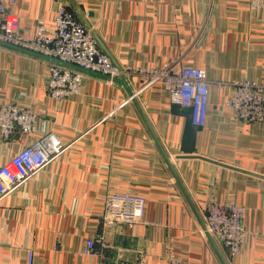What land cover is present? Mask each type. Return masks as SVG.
I'll list each match as a JSON object with an SVG mask.
<instances>
[{
  "label": "crops",
  "instance_id": "obj_1",
  "mask_svg": "<svg viewBox=\"0 0 264 264\" xmlns=\"http://www.w3.org/2000/svg\"><path fill=\"white\" fill-rule=\"evenodd\" d=\"M20 32L33 34L38 20L52 24L65 6L91 30L100 49L119 66L161 68L170 63L204 69L211 81L205 125L194 156L181 158L185 118L171 111L168 87L126 79L202 220L210 201L246 209L247 237L227 264H264V121L243 123L225 107L230 84L264 80V12L248 0H16ZM51 60L0 43V103L39 113L29 135L9 140L0 130V166L45 135L64 146L39 172L0 201V264H221L201 224L164 161L127 88L82 72L80 94L47 96ZM111 195L146 198L145 220L117 223L101 232ZM204 221V220H203Z\"/></svg>",
  "mask_w": 264,
  "mask_h": 264
},
{
  "label": "built area",
  "instance_id": "obj_2",
  "mask_svg": "<svg viewBox=\"0 0 264 264\" xmlns=\"http://www.w3.org/2000/svg\"><path fill=\"white\" fill-rule=\"evenodd\" d=\"M14 4L16 0H7ZM251 12H264V0H248ZM19 17L8 11L0 0V42L29 52L57 58L63 62L108 76L111 82L122 76L127 79L136 76L144 81V86L162 82L168 87L171 104H177L191 113L194 126L205 125L210 95L211 81L204 69L170 63L161 68H144L128 64L116 65L99 47L90 29L80 21L75 13L65 6L59 7L52 24L38 20L33 34L20 32ZM83 74L68 67L54 64L50 67L47 96L54 100H64L80 94ZM220 87L230 86L231 95L225 107L232 110L236 119L243 123L264 121V80H241L230 84L218 83ZM30 107L17 103H0V130L4 139L9 140L17 132L31 134L36 128L39 115ZM64 146L52 135H45L0 166V201L16 187L22 185L46 166ZM147 200L141 196L111 195L106 198L101 220V232L86 241L83 253L98 256L97 244H104L107 228L125 223H149L145 220ZM246 209L233 202L212 200L206 206L203 220L207 231L227 252L228 256L238 254L247 237L244 227ZM203 236L205 237V233ZM34 253L29 252L28 264H33ZM170 264H178L171 254Z\"/></svg>",
  "mask_w": 264,
  "mask_h": 264
},
{
  "label": "water",
  "instance_id": "obj_3",
  "mask_svg": "<svg viewBox=\"0 0 264 264\" xmlns=\"http://www.w3.org/2000/svg\"><path fill=\"white\" fill-rule=\"evenodd\" d=\"M96 39H97V37H96ZM0 43L4 44L6 46L12 47L14 49H17V50H21V51L27 52L29 54H33V55L41 57V58L51 60V61H53L54 63H56L58 65H62V66L68 67V68L76 69V70H79V71H82V72H88V73H91V74L102 75L100 73L93 72L91 70H87L85 68L79 67V66H77L75 64L63 62V61H61V60H59L57 58L48 57V56H44V55H41V54L29 52L27 50H23V49H20L18 47H14L12 45H8L6 43H2V42H0ZM116 65H118V64H116ZM102 76H104L105 78L109 79L108 76H105V75H102ZM113 81L117 82V83H120V84H122L123 86H125L127 88V91H128V94L130 96L131 101L135 104L140 116L142 117V119H143L145 125L147 126L151 136L153 137L154 142L157 145V147H158V149H159L164 161L166 162L168 168L170 169V171H171V173H172L177 185L179 186V188H180L181 192L183 193L185 199L187 200L191 210L193 211V213L195 214V216L198 219L199 223L201 224L202 230L204 231L206 238L208 239L209 243L211 244L212 248L214 249L215 253L217 254L221 264H227V261L224 258L223 254L221 253V250L219 249V247H218L217 243L215 242V240L213 239V237L207 231V228L205 226L204 221L202 220L197 208L195 207L192 199L190 198L189 194L187 193L182 181L180 180V178H179V176H178V174H177V172H176V170L174 168V165L172 163L171 157L167 154V152L165 151V149L162 146L161 142L158 140L157 136L155 135V133H154L150 123L148 122L143 110L141 109V107L138 104L137 99L135 98V94L128 87V84L126 82L125 77L122 76L121 78L114 79ZM171 111H172V113L174 115L181 116V117L185 118L183 138H182L181 147H180V150H181L182 154L178 155L177 159L195 157V158H199L201 160H205V161H208L210 163H214V164H217V165H220V166H223V167H228V168L230 167V166H227L225 164H221L219 162L210 160L208 158H203V157H200V156H194L195 146H196V139H197V133H198V131L201 130V127L194 126L192 124V122H191V113H190V111H188V110H186L184 108H181L179 105L173 104L171 106Z\"/></svg>",
  "mask_w": 264,
  "mask_h": 264
},
{
  "label": "rangeland",
  "instance_id": "obj_4",
  "mask_svg": "<svg viewBox=\"0 0 264 264\" xmlns=\"http://www.w3.org/2000/svg\"><path fill=\"white\" fill-rule=\"evenodd\" d=\"M49 80V79H48ZM109 80V79H108ZM83 83V82H82ZM47 85H48V83H47ZM47 91V90H46ZM47 93V92H46ZM76 95V94H75ZM69 98V97H68ZM68 98H66V99H68ZM66 99H64V100H66ZM59 101H61V100H59ZM38 115H39V113H37ZM39 119H40V116H39Z\"/></svg>",
  "mask_w": 264,
  "mask_h": 264
}]
</instances>
